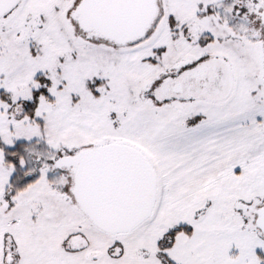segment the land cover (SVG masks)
Returning <instances> with one entry per match:
<instances>
[{
  "label": "snow or ice",
  "instance_id": "snow-or-ice-1",
  "mask_svg": "<svg viewBox=\"0 0 264 264\" xmlns=\"http://www.w3.org/2000/svg\"><path fill=\"white\" fill-rule=\"evenodd\" d=\"M0 264H264V0H0Z\"/></svg>",
  "mask_w": 264,
  "mask_h": 264
}]
</instances>
